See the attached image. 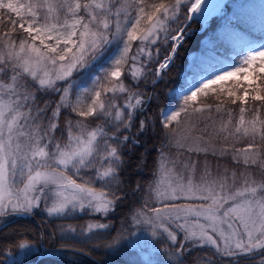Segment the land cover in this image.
<instances>
[{
  "label": "snow or ice",
  "instance_id": "1",
  "mask_svg": "<svg viewBox=\"0 0 264 264\" xmlns=\"http://www.w3.org/2000/svg\"><path fill=\"white\" fill-rule=\"evenodd\" d=\"M226 8L0 0V228L41 215L36 243L61 250L151 242L163 264H264V5L258 22ZM213 16L208 54L161 92L192 23Z\"/></svg>",
  "mask_w": 264,
  "mask_h": 264
},
{
  "label": "trees",
  "instance_id": "2",
  "mask_svg": "<svg viewBox=\"0 0 264 264\" xmlns=\"http://www.w3.org/2000/svg\"><path fill=\"white\" fill-rule=\"evenodd\" d=\"M239 5H244L245 7L239 8ZM262 5H264V0H231L227 4L226 17H229V15L232 16V14L236 12L248 15L258 22ZM226 17L215 16L211 18L206 27L201 31V23L198 20L192 23V34L180 51L175 68L170 74L166 84L162 83L159 85L161 92H166L168 89L172 88L175 81L178 79L179 73L190 68L194 61L208 54L209 48L206 46L205 38L216 36L222 29ZM253 35L254 37H259L260 33L255 31ZM160 106L161 108L164 107L163 98L160 100ZM154 145L158 147V143L155 139L148 141L145 145L151 152L147 161L149 166H151L153 158L157 156V153L152 151ZM143 151L144 148H141L135 155L138 156L140 152ZM173 152H175V149H173ZM137 163L138 161L134 156L132 166L125 172L126 178L132 180L139 179L136 169ZM149 174L148 169H145L144 175ZM126 211H128L127 205H121L117 210L115 219L113 220L116 226H119L121 219L126 215ZM45 222V217L41 215L8 219L6 221V226L0 228V264H5L8 260H13V256L19 250L17 245L21 240H28L31 244L36 245L38 247L37 253L41 251L42 254L39 257V254L34 253L28 258L23 259L19 264H140L134 256L126 254L127 249L124 247H121L119 251H112L103 247L93 248L91 245H76L75 247L77 248L83 247L82 252L87 254L84 255L80 252L61 250L59 245H54L51 242L36 243L37 234L44 230ZM80 223L83 222L81 221ZM48 230L51 231L50 228ZM112 235H115V232H113ZM42 246H44V249H42ZM9 249L12 251L11 257L7 254ZM130 255L132 256L131 259ZM196 259L199 260V256H197Z\"/></svg>",
  "mask_w": 264,
  "mask_h": 264
},
{
  "label": "rangeland",
  "instance_id": "3",
  "mask_svg": "<svg viewBox=\"0 0 264 264\" xmlns=\"http://www.w3.org/2000/svg\"><path fill=\"white\" fill-rule=\"evenodd\" d=\"M231 0H225L226 4H228V2ZM231 15H229L230 17ZM194 55V54H193ZM191 55V56H193ZM128 211H126L127 214ZM124 248L127 249V253L126 254H131L132 256H134L138 262H140V264H146V262L148 260H153L156 262V264H163L164 260L167 259V257L163 256V255H158L157 254V249L156 247L151 243H147L145 245H143V247L141 248H133L130 246H124ZM38 251V247L35 245V247L31 250L29 249H19L18 252L13 256V259L21 262L23 259L28 258L29 256L35 254H42L41 251ZM130 255V259L131 256Z\"/></svg>",
  "mask_w": 264,
  "mask_h": 264
},
{
  "label": "water",
  "instance_id": "4",
  "mask_svg": "<svg viewBox=\"0 0 264 264\" xmlns=\"http://www.w3.org/2000/svg\"><path fill=\"white\" fill-rule=\"evenodd\" d=\"M196 20L200 21L202 23V26L204 27L206 25L207 22H205L204 20H201L199 18H197Z\"/></svg>",
  "mask_w": 264,
  "mask_h": 264
}]
</instances>
